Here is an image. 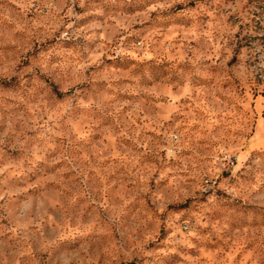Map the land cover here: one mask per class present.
Segmentation results:
<instances>
[{
	"label": "rangeland",
	"instance_id": "rangeland-1",
	"mask_svg": "<svg viewBox=\"0 0 264 264\" xmlns=\"http://www.w3.org/2000/svg\"><path fill=\"white\" fill-rule=\"evenodd\" d=\"M0 264H264V0H0Z\"/></svg>",
	"mask_w": 264,
	"mask_h": 264
},
{
	"label": "built area",
	"instance_id": "built-area-1",
	"mask_svg": "<svg viewBox=\"0 0 264 264\" xmlns=\"http://www.w3.org/2000/svg\"><path fill=\"white\" fill-rule=\"evenodd\" d=\"M224 160L227 164H233V161L230 159V157H224Z\"/></svg>",
	"mask_w": 264,
	"mask_h": 264
}]
</instances>
